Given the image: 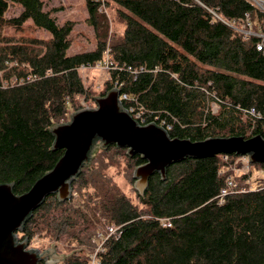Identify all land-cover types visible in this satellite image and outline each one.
I'll return each mask as SVG.
<instances>
[{"label":"trees","instance_id":"trees-1","mask_svg":"<svg viewBox=\"0 0 264 264\" xmlns=\"http://www.w3.org/2000/svg\"><path fill=\"white\" fill-rule=\"evenodd\" d=\"M105 4L119 7L121 36L109 37ZM12 5L22 11L7 17ZM86 5L96 47L69 54L73 21L60 24L44 0H0V36L7 27L24 30L28 21L50 35L23 42L0 38V184H12L21 195L56 166L65 150L54 148L52 126L80 108L77 98L90 94L81 67L103 60L108 48L117 63L138 72L111 71L101 95L119 82L131 98L123 104L137 98L174 123L168 131L173 138L247 137L249 130L264 138L263 120L253 126L240 116L241 108L264 113V51L257 50V38L246 39L217 17L250 14L254 29L264 32V11L253 1L86 0ZM215 97L221 108L207 113ZM126 150L112 144L100 151L73 183L79 199L47 196L20 238L39 234L62 242L74 248L62 264H91L86 251L96 247L94 237L114 224L121 233L108 239L97 264H264V185L230 193L220 203L230 174L223 171L226 164L219 155L187 157L169 165L165 178L153 174L134 202L117 182L121 173L112 169L123 161L130 170L146 160ZM248 177H240V185Z\"/></svg>","mask_w":264,"mask_h":264},{"label":"water","instance_id":"water-1","mask_svg":"<svg viewBox=\"0 0 264 264\" xmlns=\"http://www.w3.org/2000/svg\"><path fill=\"white\" fill-rule=\"evenodd\" d=\"M96 106L78 109L69 120L52 126L55 149H64L56 166L38 179L29 191L18 195L12 184H0V264H60L63 260L40 249L27 250L30 239L18 240L28 218L51 194L59 200L72 197L73 182L82 168L90 164L97 143L128 149L130 156L141 155L146 161L136 167L134 178L143 194L150 177L160 172L165 178L167 167L187 157L208 158L233 153L248 156L251 164L264 163V138L208 137L204 140L173 138L157 123L140 124L125 109L120 90L115 88L96 98ZM49 257V258H48Z\"/></svg>","mask_w":264,"mask_h":264},{"label":"rangeland","instance_id":"rangeland-1","mask_svg":"<svg viewBox=\"0 0 264 264\" xmlns=\"http://www.w3.org/2000/svg\"><path fill=\"white\" fill-rule=\"evenodd\" d=\"M46 3V8L53 11L54 16L57 17V20L60 24H63L66 21L74 22V30L71 34L72 45L69 49V54H75L78 52L93 50L96 47V33L94 28L88 23V10L86 5V0H44ZM22 11V8L18 5H12L7 17L18 16ZM101 12L106 14L109 25V37L112 35L121 36L125 29V23L122 21L119 13V7L114 4H105L102 7ZM50 37L49 33L45 30L38 29L32 25L31 21H28L25 25V29L18 31L15 28L7 27L1 32V40L5 42L6 40H14L15 42L25 41L29 38H36L39 40H47ZM81 76L85 82L86 87L90 88V94L87 96H82L77 98V104L81 107V101L83 97H86L87 103L90 106H96V98L102 96L101 92L105 89L107 79L110 80V70L104 67H97L91 65V67L82 68L81 67ZM115 89V88H113ZM112 90V89H110ZM108 90V92L110 91ZM107 92V93H108ZM80 109V108H79ZM78 110V109H77ZM249 132L246 134L248 135ZM97 148L95 149L94 155L91 160L96 158L98 153L107 148L101 147V141L97 143ZM128 153V149L126 150ZM89 164V165H91ZM87 165V166H89ZM137 167V166H136ZM136 167L131 168L130 170L126 169L125 163L122 161V164L118 165L117 169H112V173H121L116 176L118 184L121 188L133 199L134 202H137V193H140V186L137 185L136 179L134 178V173ZM252 176L250 186L253 189H256L259 185H264V167H258L254 164L251 165ZM74 183V182H73ZM79 199V193L72 190V197ZM114 224H109V226ZM108 226V227H109ZM108 229V228H107ZM31 239V238H30ZM32 244L34 247L41 250L42 253L47 252L51 255L57 256L63 259L60 264H62L68 256L74 252V248L69 247L68 245L62 242H54L48 238H43L39 234L34 236L32 239ZM94 243V241H93ZM95 246L92 250L86 251L92 253L95 250ZM79 254V251H77Z\"/></svg>","mask_w":264,"mask_h":264},{"label":"built area","instance_id":"built-area-1","mask_svg":"<svg viewBox=\"0 0 264 264\" xmlns=\"http://www.w3.org/2000/svg\"><path fill=\"white\" fill-rule=\"evenodd\" d=\"M253 1L262 11H264V0H251ZM214 12V11H212ZM215 14V13H214ZM223 23L232 27L234 30L239 31L246 39L249 38H257V50L264 51V32L256 31L254 29L255 22L252 20L250 14H246L243 18L235 19V20H227L217 16ZM94 66L97 67H104L108 70L120 72L125 70H132L131 67L125 68V65H120L117 63L111 50L108 48L105 51L104 59L95 64ZM91 66H82V68H87ZM158 68V67H157ZM142 70V68L140 69ZM158 70V69H156ZM133 71V70H132ZM137 73L138 71H133ZM175 75V74H174ZM31 76H28L27 79H30ZM23 80V79H22ZM114 88L120 90V83L116 82ZM131 99L130 96L126 93H122L120 90V100L123 104L124 100ZM133 103L125 106V109L132 115V117L137 120L140 124L146 125L149 123H157L159 126L166 128L168 131L173 129L174 123L168 122L167 119H162L159 113L148 111L139 101L137 98L133 99ZM92 106L87 103L86 97L82 98L81 107L80 109L91 108ZM221 108V101L218 97H215L211 100L208 108L206 109L207 113L216 114L219 112ZM240 116L242 120L250 119L252 121L253 126L257 124L258 120H263L264 122V113L258 110L256 107H249V108H241L240 109ZM247 137H252L251 130L248 131ZM221 161L226 164V167L223 171H230V174L226 176L225 185L220 189L219 195V202L224 203L226 197L233 192H246L249 189H253L250 186L252 185L251 176H252V169L251 163L249 161L248 156H238L233 160L230 154H220L219 155ZM248 175L249 177L247 180L245 179V183L240 185L239 178ZM258 188V187H257ZM256 188V189H257ZM163 225H170V222L167 220L163 221ZM121 233L120 226L111 225L108 227V230L105 234L100 233L99 235L95 236L93 241L96 244L95 250L91 253V264H97L98 256L101 252L105 251V245L108 239L112 236H119ZM19 241L22 239L19 236Z\"/></svg>","mask_w":264,"mask_h":264},{"label":"flooded vegetation","instance_id":"flooded-vegetation-1","mask_svg":"<svg viewBox=\"0 0 264 264\" xmlns=\"http://www.w3.org/2000/svg\"><path fill=\"white\" fill-rule=\"evenodd\" d=\"M17 238H18V240H19V235H18ZM26 249H27V250H31V249H38V248L34 247L33 244H32V241H30L29 244H28V246L26 247ZM40 251H41V250H40ZM48 258H49V257H48ZM46 261H47V260H46ZM46 261H44V262L42 261V263L40 262V264H44Z\"/></svg>","mask_w":264,"mask_h":264}]
</instances>
